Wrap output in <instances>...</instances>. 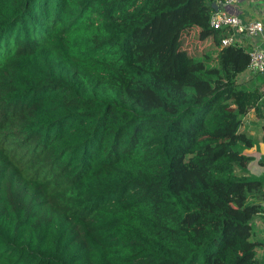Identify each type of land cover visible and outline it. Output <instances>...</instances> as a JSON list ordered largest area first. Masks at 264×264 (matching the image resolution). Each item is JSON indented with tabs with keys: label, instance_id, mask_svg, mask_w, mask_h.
<instances>
[{
	"label": "trees",
	"instance_id": "trees-1",
	"mask_svg": "<svg viewBox=\"0 0 264 264\" xmlns=\"http://www.w3.org/2000/svg\"><path fill=\"white\" fill-rule=\"evenodd\" d=\"M216 1L0 0V264H264Z\"/></svg>",
	"mask_w": 264,
	"mask_h": 264
},
{
	"label": "crops",
	"instance_id": "crops-1",
	"mask_svg": "<svg viewBox=\"0 0 264 264\" xmlns=\"http://www.w3.org/2000/svg\"><path fill=\"white\" fill-rule=\"evenodd\" d=\"M235 10L237 14L246 19L259 20L264 23V0H240L236 5ZM241 45L246 47L249 52L254 47L253 41L248 37H242ZM255 77H258V79L256 78L254 81L251 80ZM243 79L247 80L248 84L255 83L254 85L252 84V86H257L262 94L260 117L256 110H252L244 119L242 126L244 128L247 127V131L241 130V132L252 137L257 143L256 147L247 149L246 152L248 156L252 157V160L247 166V174L261 177L264 176V166L261 164V160L264 158V74L253 76L247 71V76H244ZM246 122L247 126L245 125ZM253 227L254 235L252 240L259 243L257 254L259 258L264 259V213L255 218L253 221Z\"/></svg>",
	"mask_w": 264,
	"mask_h": 264
},
{
	"label": "built area",
	"instance_id": "built-area-1",
	"mask_svg": "<svg viewBox=\"0 0 264 264\" xmlns=\"http://www.w3.org/2000/svg\"><path fill=\"white\" fill-rule=\"evenodd\" d=\"M240 0H217L219 10L211 15L210 26L213 29H228L229 34L222 40L223 46L241 45L242 37L250 38L254 47L249 52L248 72L257 76L264 74V23L249 20L237 14L235 7Z\"/></svg>",
	"mask_w": 264,
	"mask_h": 264
},
{
	"label": "rangeland",
	"instance_id": "rangeland-1",
	"mask_svg": "<svg viewBox=\"0 0 264 264\" xmlns=\"http://www.w3.org/2000/svg\"><path fill=\"white\" fill-rule=\"evenodd\" d=\"M186 45L189 48L191 54H197V53L201 52L202 50H204V46H206L207 44L206 43H200V42H198L196 40H193L192 36H190L186 40ZM245 125L247 126V122H246ZM241 130L242 131H244V130L247 131V127L246 128L242 127ZM246 152H247V150H246Z\"/></svg>",
	"mask_w": 264,
	"mask_h": 264
},
{
	"label": "water",
	"instance_id": "water-1",
	"mask_svg": "<svg viewBox=\"0 0 264 264\" xmlns=\"http://www.w3.org/2000/svg\"><path fill=\"white\" fill-rule=\"evenodd\" d=\"M213 8H214L215 11L219 10V7L217 6L216 3L213 4Z\"/></svg>",
	"mask_w": 264,
	"mask_h": 264
}]
</instances>
